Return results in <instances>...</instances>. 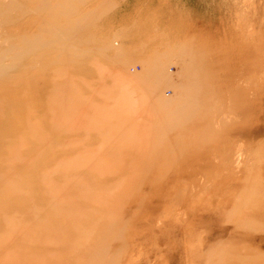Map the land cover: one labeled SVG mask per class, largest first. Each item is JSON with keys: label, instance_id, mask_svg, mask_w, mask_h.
<instances>
[{"label": "rangeland", "instance_id": "rangeland-1", "mask_svg": "<svg viewBox=\"0 0 264 264\" xmlns=\"http://www.w3.org/2000/svg\"><path fill=\"white\" fill-rule=\"evenodd\" d=\"M264 0H0V264H264Z\"/></svg>", "mask_w": 264, "mask_h": 264}, {"label": "bare ground", "instance_id": "bare-ground-1", "mask_svg": "<svg viewBox=\"0 0 264 264\" xmlns=\"http://www.w3.org/2000/svg\"><path fill=\"white\" fill-rule=\"evenodd\" d=\"M264 208V207H263Z\"/></svg>", "mask_w": 264, "mask_h": 264}]
</instances>
